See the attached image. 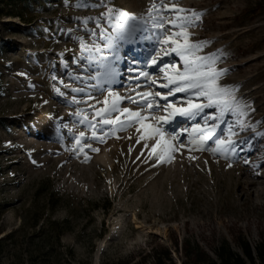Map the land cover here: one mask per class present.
<instances>
[{"label":"rangeland","instance_id":"obj_1","mask_svg":"<svg viewBox=\"0 0 264 264\" xmlns=\"http://www.w3.org/2000/svg\"><path fill=\"white\" fill-rule=\"evenodd\" d=\"M80 2L0 0V264H151L146 254L160 244L178 260L175 240L180 246L190 238L207 248L222 236L231 240L234 229L257 241L264 232V13H244L257 0H163L202 13L187 29L191 41L209 42L199 54L220 57L216 68L227 71L219 83L237 88V98L248 105L244 130L234 129L235 155L189 152L185 135L180 139L186 147L170 163L149 156L154 140L147 141L149 148L137 143L136 126L105 143L86 139L88 160L73 151L80 132L91 135L75 113L83 109L91 119L93 103H71L74 97L87 100L71 91L83 86L73 76L87 75L81 67L87 54L77 37L91 45L86 27L100 29L94 21L85 26L82 18L106 10L77 7ZM152 3L110 0L137 15ZM101 27L107 25L101 21ZM121 55L145 59L139 42L125 45ZM127 67L122 60L123 74L112 86L121 96L135 95L133 89L167 93L159 87L163 74L135 66L158 82L149 85L144 78L129 80L136 73ZM183 95L168 99L186 107ZM122 107L137 110L126 100ZM193 123L178 117L165 126V138Z\"/></svg>","mask_w":264,"mask_h":264},{"label":"snow or ice","instance_id":"obj_2","mask_svg":"<svg viewBox=\"0 0 264 264\" xmlns=\"http://www.w3.org/2000/svg\"><path fill=\"white\" fill-rule=\"evenodd\" d=\"M76 6L104 7L106 10L100 17L82 18L85 26L89 21H94L100 29L97 33L95 29L86 27L93 38L91 45L83 37H77L82 52L87 55L83 57L82 64L79 59L75 62L81 64L82 72L87 75H74L73 79L82 82L83 86L71 91L82 93L87 100L81 101L74 97L71 103H93L88 104L91 119L83 109L75 113L91 135L86 137L85 132H80L75 137L73 151L84 154L85 160H88L90 157L84 150L86 139L105 143L109 137L118 139L119 132L136 126L139 134L137 143L143 140L144 147L149 148L147 141L154 140L149 156H155L158 163H170L175 158L174 153L186 147L180 139L185 135L189 152L209 151L225 158L237 153L238 144L234 137L238 133L234 129L239 127L244 130L245 124L241 118L248 115V105L242 98H237V88L219 83L227 71L216 68L220 57L217 54H199L209 42L191 41V33L187 29L196 26L202 13L179 7L176 3L168 5L163 0H153L146 13L140 15L112 7L110 0H98L95 4L81 0ZM101 21L107 25L106 28L101 27ZM138 42L145 57L143 62L132 56L121 55L125 45ZM145 43L148 44L147 48L143 47ZM133 50L136 51L135 48ZM122 60L128 65L125 71L136 73L128 77L129 80L144 78L149 85L158 83L148 71L135 67L141 63L144 68L151 67L154 72L163 74L164 82L159 83V87L167 89V93L162 95L157 91L153 94L133 89L135 95L121 96L114 91L112 86L119 82L118 78L123 74L118 70ZM57 92L64 95L59 89ZM177 93L184 94L181 101L186 107H177L176 102L168 99ZM97 95H103V100L96 99ZM125 100L136 105L137 110L122 107ZM161 100L165 102L163 105ZM205 109L213 111L206 112ZM158 111H163L165 115H155ZM229 116L236 117V120L227 119ZM178 117L195 123L190 128L173 129L170 139H166L165 126L174 123ZM153 120L155 123L149 122ZM201 120L203 125L199 122ZM88 147L93 152H99L98 148Z\"/></svg>","mask_w":264,"mask_h":264},{"label":"trees","instance_id":"obj_3","mask_svg":"<svg viewBox=\"0 0 264 264\" xmlns=\"http://www.w3.org/2000/svg\"><path fill=\"white\" fill-rule=\"evenodd\" d=\"M244 13L250 17L264 13V0H257ZM230 235L231 240L222 236L207 242V248L190 238H184L180 246L175 240L174 249L180 263L173 257L171 248L164 244L152 247L146 256L152 259L151 264H264V232H260L254 243L241 229L231 230Z\"/></svg>","mask_w":264,"mask_h":264}]
</instances>
